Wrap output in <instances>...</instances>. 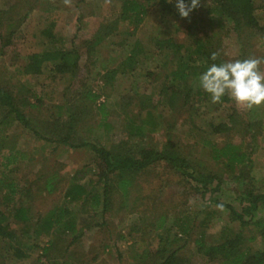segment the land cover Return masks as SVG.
<instances>
[{"label":"rangeland","instance_id":"obj_1","mask_svg":"<svg viewBox=\"0 0 264 264\" xmlns=\"http://www.w3.org/2000/svg\"><path fill=\"white\" fill-rule=\"evenodd\" d=\"M176 3L157 0L137 28L120 18L121 0H72L70 6L63 0H0V86L13 94L32 126L8 117L0 107V175L7 174L17 184L31 209L29 232L25 223L11 225L18 237L28 241L39 226L38 219L66 204L73 178L96 190L101 186L97 180L103 165L90 146H79L83 142L136 152L141 146L162 148L170 138L194 168L215 174L218 180L203 195L195 180L159 162L124 174L123 178L133 177L124 195L117 186L121 176L113 175L117 187L105 215L101 209L94 211L90 203L86 212H80L79 203L69 204L73 212L78 211V232H43L37 241L30 237L39 245L28 249L24 260L9 264H50L55 259L76 264H141L167 235L174 239L173 247L185 244L179 253L189 257L191 264H219V259L208 261L197 239L211 245L242 229L246 236H257L249 244L263 248L255 229L233 221L229 208L219 210L213 199L239 207V198L247 192H264V106L248 110L232 100L228 105L212 103L211 97L198 93L203 90L199 86L202 70L190 76L174 102H168L162 89L169 86L174 62L159 50L156 40L173 36L191 43L187 26L194 28L197 18L199 36L220 32L217 41L226 61L264 59V29L245 27L241 38L232 29L218 28L214 13L211 21L205 1L187 18L180 16ZM258 17L264 24V12ZM112 24L118 28L109 32L112 29L107 26ZM135 39L143 41L144 47L130 62L127 57ZM58 48L77 52L73 72L25 70L32 54ZM260 67L264 70V63ZM92 94L99 97L94 100ZM148 110L155 112L158 129L130 136V119L139 122ZM229 114L235 116L232 121ZM221 122L232 129L216 131ZM67 134L76 146L60 142ZM228 142L243 144L250 157L244 165L230 167L226 158H214L212 145ZM10 154L18 160L6 165ZM48 180L53 184L51 191ZM182 223L189 233L180 232ZM45 246L50 247L47 252Z\"/></svg>","mask_w":264,"mask_h":264},{"label":"trees","instance_id":"obj_2","mask_svg":"<svg viewBox=\"0 0 264 264\" xmlns=\"http://www.w3.org/2000/svg\"><path fill=\"white\" fill-rule=\"evenodd\" d=\"M157 0H121L120 18L126 20L130 25L139 27L144 17L147 15L150 5ZM161 3L167 0H159ZM188 4L191 3V0ZM208 3L206 14L210 17L211 21L215 20L212 13L218 17L217 27L234 30L241 36L246 28H254L256 30L264 29V24H261L258 14L264 12V0H200ZM260 2V5H258ZM1 12V11H0ZM211 15V16H210ZM1 19V17H0ZM195 26H187L189 31V37L191 43L179 42L175 37L158 38L156 40L157 46L160 51L165 53L171 61L174 62V68L172 69L169 80V86L162 89L163 93L168 94V102H174L177 95L180 94L190 78V76L196 74L197 71L207 70L211 64H220L226 62L222 57V50L220 44L217 41V33L200 35L198 31V19L195 18ZM177 23L173 22V25L178 28ZM113 32L117 30V25L107 26ZM169 30V29H168ZM143 41L135 39L132 42V49L127 60L134 61L139 53L143 51ZM218 52L219 57L216 61L211 60V53ZM78 54L75 50H66L62 48L54 50H45L43 53H34L30 56V62L25 67V70H34L37 73L55 72L66 73L73 72L78 65ZM128 64V63H127ZM133 68V65H131ZM191 91L188 88L187 94ZM199 95L209 96L210 94L204 90L198 91ZM95 100L99 96L96 94L90 95ZM143 101V100H142ZM141 101V105L145 103ZM231 99L225 95L222 97L221 102L217 105H228ZM0 107L7 110L6 115L12 119H16L22 122L27 127L31 126L30 119L19 108L15 102L13 94L6 88L0 86ZM105 108V104H102L101 109ZM155 113V112H154ZM151 110L147 111L146 118H142L137 122V119H130L129 135L143 136L148 132H154L158 129V123L156 115ZM142 114L139 111V115ZM162 115V113L160 114ZM141 116V115H140ZM6 116H4L5 118ZM233 114H229V118L232 121L234 119ZM212 125V123H211ZM226 124L221 122L215 126V130L226 131L232 129ZM39 133L38 130H35ZM70 134H67L65 138H62L60 142L74 145L68 141ZM206 143H211L209 140ZM90 146L100 158V162L103 165V170L97 184L101 186L102 192L91 188L89 185L82 183L80 180L73 178L69 184L65 197L67 199L66 204L56 206L50 210L45 217L38 219L36 230L32 235H29L33 240L37 241L43 232H51L61 234H76L80 229L78 226L77 212H73L70 209L69 204H81L80 212H86L88 210V203L94 211L101 209L102 214H106L110 209L111 193L116 186L114 183V176H121L117 182V186H120V190L126 195L129 190V185L132 184L133 177L123 178L124 174L140 172L149 166L166 162L182 174L195 180L203 190V195L206 192L212 191L211 185L217 180V176L212 173L202 172L196 169L188 161V159L177 148L175 143L169 138L162 148H155L152 146H141L136 152L132 150L118 151L98 147L95 144L89 142H83L79 146ZM76 146V145H74ZM212 152L215 159L226 158L227 165L230 167H236L244 165L246 160L250 159L247 152L244 150L243 144L228 142L221 147L212 145ZM248 157V158H247ZM8 161L6 165H9L18 160L16 154H10L7 157ZM7 174L0 175V264L17 263L28 257V249L37 247V242L29 240L25 242L24 238H20L16 235V232L11 225L13 222L25 223V232H29L26 227L30 225V206L25 204L22 200V191L19 192L17 184L13 180L8 179ZM218 181V180H217ZM92 184V183H91ZM90 184V185H91ZM51 181H47V187H52ZM94 186H97L94 184ZM93 186V187H94ZM116 186V187H117ZM98 187V186H97ZM6 188V192L3 194L2 189ZM52 189L50 188L49 191ZM21 194V195H20ZM21 197V198H20ZM217 204H222L230 210V216L233 221H239L242 226L250 225L252 229H255L259 234L260 239L264 245V192L255 193L249 191L245 195L239 198L240 206L226 204L216 201ZM97 213V212H96ZM189 218H186L188 220ZM181 224L180 232L189 233L188 227H183ZM257 239L256 235L246 236L244 230H240L232 237L222 238L220 241L216 240L211 245L206 244V240L197 239V244L202 254L206 255L208 261L220 260L219 264H264V246L263 248H256L252 243ZM169 235L161 237L158 249L153 255L147 254L149 258L147 261L141 262V264H191L189 257H185L179 253L181 247H185L183 244L181 247L175 248L172 246L175 242ZM186 243V242H185ZM53 244V241L51 242ZM29 245V246H28ZM50 249L49 246L43 247V251L47 252ZM50 264H76L67 259L59 260L55 259Z\"/></svg>","mask_w":264,"mask_h":264},{"label":"clouds","instance_id":"obj_3","mask_svg":"<svg viewBox=\"0 0 264 264\" xmlns=\"http://www.w3.org/2000/svg\"><path fill=\"white\" fill-rule=\"evenodd\" d=\"M171 3L172 0H169ZM65 5H71L72 0H63ZM200 6V0H177L176 7L183 18ZM218 52L211 53V60L216 61ZM264 59L246 58L213 63L199 76V86L210 94L212 103H219L227 95L238 108L252 109L264 106V70L261 64ZM223 211V205H217Z\"/></svg>","mask_w":264,"mask_h":264}]
</instances>
